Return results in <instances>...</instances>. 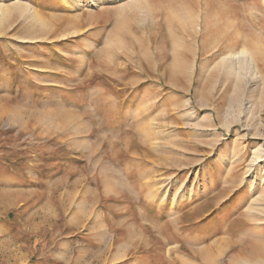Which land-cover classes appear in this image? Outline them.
<instances>
[{
  "label": "rangeland",
  "instance_id": "374dc122",
  "mask_svg": "<svg viewBox=\"0 0 264 264\" xmlns=\"http://www.w3.org/2000/svg\"><path fill=\"white\" fill-rule=\"evenodd\" d=\"M262 262L264 0H0V264Z\"/></svg>",
  "mask_w": 264,
  "mask_h": 264
},
{
  "label": "bare ground",
  "instance_id": "6f19581e",
  "mask_svg": "<svg viewBox=\"0 0 264 264\" xmlns=\"http://www.w3.org/2000/svg\"><path fill=\"white\" fill-rule=\"evenodd\" d=\"M229 6V5H228ZM225 14H226V12H225V9H224V12H223V14H222V17H224L225 16ZM228 15V14H227ZM230 15V14H229ZM227 17H232V15H230V16H226V19H227ZM225 18V17H224ZM239 43H240V40L238 41ZM222 48V47H221ZM220 49V48H219ZM244 54V53H243ZM167 199V197H166V195L164 194V195H161L160 196V198H159V201H164V200H166ZM258 262V261H257ZM263 264H264V262H262Z\"/></svg>",
  "mask_w": 264,
  "mask_h": 264
}]
</instances>
